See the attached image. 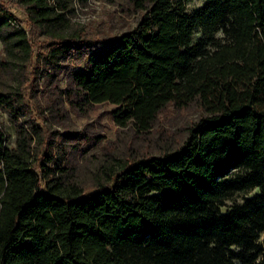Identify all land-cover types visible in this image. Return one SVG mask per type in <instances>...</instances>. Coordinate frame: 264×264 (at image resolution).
Instances as JSON below:
<instances>
[{
	"label": "trees",
	"instance_id": "trees-1",
	"mask_svg": "<svg viewBox=\"0 0 264 264\" xmlns=\"http://www.w3.org/2000/svg\"><path fill=\"white\" fill-rule=\"evenodd\" d=\"M88 1L19 0L21 21L0 0L2 70L38 62V45L51 112L108 104L140 132L168 106L198 117L177 146L120 161L85 193L51 141L40 154L23 83L0 90L15 128L11 145L0 126V264H264V0H125L134 26L95 37L70 23ZM71 56L83 63L53 83Z\"/></svg>",
	"mask_w": 264,
	"mask_h": 264
},
{
	"label": "rangeland",
	"instance_id": "rangeland-1",
	"mask_svg": "<svg viewBox=\"0 0 264 264\" xmlns=\"http://www.w3.org/2000/svg\"><path fill=\"white\" fill-rule=\"evenodd\" d=\"M2 2L8 4L10 12L17 20H25L19 0ZM202 4L203 0H191L185 7L187 11H193ZM81 16L88 18L86 23L79 22ZM137 17L138 13L132 12L125 0H117L115 3L109 0H89L86 4L75 6L74 14L70 15V23L85 27L89 36L95 37L129 29L134 26ZM26 27L29 29V26ZM45 51L46 49L39 48L38 45L34 46V55L40 52L38 62L33 58V64L22 73L17 72L15 67L6 72L1 66V62L5 61V53L0 43V90H14V87L23 83L26 104L35 111L34 114L30 113L32 117L36 120L39 117L37 122L45 140L43 147H39L40 154L46 151V144L51 141L53 160L60 158L59 166L67 172V179L81 186L85 193L94 191L98 184L103 183L108 170H116L120 161H133L177 146L184 140L186 128L198 117L199 109L195 105L185 109L168 106L157 115L147 132H140L132 126H117L112 118V106L108 104L94 105L84 114H77L68 108L65 111L63 107L58 113L51 112L46 106L53 101L55 94L51 93L50 96L45 89L50 79L47 76L53 69H49L44 63ZM82 63V60L74 56L66 59L62 68L55 71L56 78H52L53 83L64 86L68 69ZM39 111L43 115L38 114ZM26 116L28 117L27 114ZM13 122L10 114L0 106V126L6 131L11 145L15 136ZM68 130L80 132L81 135H70ZM55 131L58 133L54 134ZM256 191L257 189L241 192L234 198L240 201L242 197Z\"/></svg>",
	"mask_w": 264,
	"mask_h": 264
},
{
	"label": "clouds",
	"instance_id": "clouds-1",
	"mask_svg": "<svg viewBox=\"0 0 264 264\" xmlns=\"http://www.w3.org/2000/svg\"><path fill=\"white\" fill-rule=\"evenodd\" d=\"M93 18H94V17H93ZM87 19H88V18H86V17H84V16H81L80 19H79V22H80L81 24L86 23V22H87Z\"/></svg>",
	"mask_w": 264,
	"mask_h": 264
}]
</instances>
